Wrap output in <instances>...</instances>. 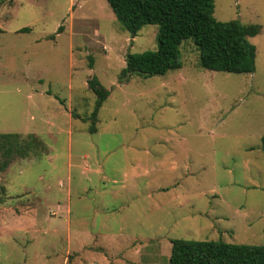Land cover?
<instances>
[{"label": "rangeland", "instance_id": "374dc122", "mask_svg": "<svg viewBox=\"0 0 264 264\" xmlns=\"http://www.w3.org/2000/svg\"><path fill=\"white\" fill-rule=\"evenodd\" d=\"M214 3L219 20L262 26L254 72L201 67L189 39L181 68L121 83L158 25L133 36L108 0H0V132L24 141L0 170V264H170L175 238L264 244V0ZM94 75L112 91L92 133Z\"/></svg>", "mask_w": 264, "mask_h": 264}, {"label": "trees", "instance_id": "16d2710c", "mask_svg": "<svg viewBox=\"0 0 264 264\" xmlns=\"http://www.w3.org/2000/svg\"><path fill=\"white\" fill-rule=\"evenodd\" d=\"M108 2L117 19L132 32H138L147 24L159 27L155 50L127 53L126 66L119 74L121 83L130 81L135 74L152 76L181 68L184 64L181 47L189 39L200 51L201 67L234 73L256 70L257 47L250 38L260 33L262 26L244 23L239 18L219 20L214 14V0ZM31 29L27 26L20 31ZM62 29L63 26H60L59 31ZM0 31H3L1 27ZM88 86L96 94V99L93 110L84 120L90 121L89 130L94 133L97 131L100 109L112 89L105 86L97 75L88 79ZM22 142L19 133L0 132V170L22 155ZM31 142L34 147L39 145L37 143L42 144L40 139H26V143ZM170 264H264V244L175 238L172 240Z\"/></svg>", "mask_w": 264, "mask_h": 264}, {"label": "water", "instance_id": "95a60500", "mask_svg": "<svg viewBox=\"0 0 264 264\" xmlns=\"http://www.w3.org/2000/svg\"><path fill=\"white\" fill-rule=\"evenodd\" d=\"M136 35V31H134V34H133V36H135Z\"/></svg>", "mask_w": 264, "mask_h": 264}]
</instances>
